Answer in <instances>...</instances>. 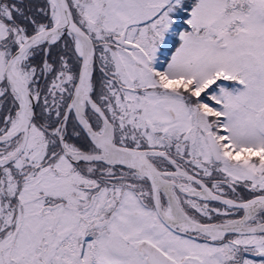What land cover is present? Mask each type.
Wrapping results in <instances>:
<instances>
[{
    "label": "snow or ice",
    "instance_id": "1",
    "mask_svg": "<svg viewBox=\"0 0 264 264\" xmlns=\"http://www.w3.org/2000/svg\"><path fill=\"white\" fill-rule=\"evenodd\" d=\"M0 264H264V0H0Z\"/></svg>",
    "mask_w": 264,
    "mask_h": 264
}]
</instances>
